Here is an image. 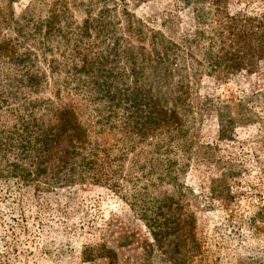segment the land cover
<instances>
[{"label":"rangeland","instance_id":"rangeland-1","mask_svg":"<svg viewBox=\"0 0 264 264\" xmlns=\"http://www.w3.org/2000/svg\"><path fill=\"white\" fill-rule=\"evenodd\" d=\"M57 1L64 13L47 38L38 23ZM125 7L148 33L183 43L194 32V6L181 0H0V19H15L0 28V264H171L170 236L154 241L128 199L96 182L59 181L62 172L54 154L66 147L64 135L44 157L20 143L27 135L23 126L28 115L46 122L47 106L65 105L76 110L92 140L107 145L108 170L119 172L123 186L132 181L138 188L147 186L148 194L138 202L142 207L149 208L166 191L181 196L182 205L193 211L200 245L185 264H264V59L255 70L222 73L220 79L203 64L202 70L191 68V57L171 46L159 61L145 53L146 39L135 42L127 36ZM86 14L103 26L100 34L90 30L91 35L82 36ZM210 21L208 17L202 27L201 46L211 39ZM209 44L219 48L216 37ZM83 53L94 62L92 82L80 68ZM103 73L106 83L99 84L95 75ZM28 74L41 77L35 90L24 82ZM179 80L189 84L190 107L183 114L190 131L179 137L177 146L165 135L131 140L125 135L128 103L118 106L96 96L100 89H118L120 98L132 92L141 107L150 109L140 112L145 121L155 115L150 114L153 107L171 110V92ZM109 104L113 113L105 120ZM230 118L235 123L223 137L219 128ZM192 136L199 145L190 150L186 142ZM180 154L188 165L178 188L155 180L167 159ZM122 175L132 181L126 184ZM87 245L97 253L91 260L84 258ZM104 249L113 254L98 255Z\"/></svg>","mask_w":264,"mask_h":264},{"label":"trees","instance_id":"trees-1","mask_svg":"<svg viewBox=\"0 0 264 264\" xmlns=\"http://www.w3.org/2000/svg\"><path fill=\"white\" fill-rule=\"evenodd\" d=\"M181 1L187 7L194 6L192 9L194 32H192L191 37L184 36L182 38L183 43H177L163 34L152 30L148 33L144 29V23L140 19H136L134 14L126 10L127 8L125 7L122 14L123 22L125 23L124 30L127 36L135 42H142L146 39L148 42V52L146 51L145 53L156 55L160 58L159 61H162V56L167 55L169 46H171V51L181 50L191 57V68L198 70V67H200V70H202L203 64L205 65V69L207 68V72L214 73L219 79L221 78L219 75L222 73L228 74L241 69L252 71L259 67V62L264 59V0ZM237 4H242V6L236 9ZM206 6H208V9H206ZM248 7H251V13L246 12ZM232 8L233 10H231ZM62 13L64 11L62 8H59L58 1L54 2L46 18L38 23V26L44 27L45 37L49 38L52 33L56 32L54 31L56 23L59 21V16ZM208 17L211 20L212 36L210 40L206 41V46H201L203 45L201 41L205 42L202 27ZM11 20L15 19L1 18L0 28L8 26ZM24 20H26L25 17H23ZM23 21L16 20V23L18 24ZM93 21L94 18L90 14H86V18L83 19L80 27L84 32L82 36L91 35L90 30H95L97 34L103 31V26L93 23ZM147 33L150 36H146ZM215 37L219 42V48L217 49H213L209 44ZM156 38H159V40L157 41ZM192 46L196 48L195 51L200 56V60L195 59L194 51L192 50L194 48H191ZM132 49H134V45L127 50ZM142 49H144V46ZM81 57L80 68L85 71L88 81L92 82L94 74L90 72V68H92L94 62L87 60V53H83ZM192 59L195 64L192 63ZM73 68L75 69L74 76L76 77L75 72H78L76 63ZM172 72L173 69L171 68V79L173 78ZM51 74L53 75V73ZM95 76L96 80L97 77L99 78V84L106 83L107 74H96ZM40 78L38 75L28 74L24 78V82L29 85L30 90H35L41 82ZM103 87L105 86L103 85ZM135 89L139 90L137 87ZM131 90L134 91V87ZM189 92V84L179 80L175 83V88L171 92V110L163 106L159 108L153 107L150 114L155 113V115H148L145 121L140 120V112L143 109L150 112V109L144 105L141 107L138 103L139 99H135L136 95L132 96V92H130L131 95H128V97L120 98L118 96L120 95V90L118 89L114 92L100 89L96 92V96L100 99L112 100L113 102L115 100V105L118 106L123 101L128 103L127 106L123 105L124 109H126L124 110L127 129L125 135L127 136L128 132L130 138H132L131 140L137 139V137L147 140L149 136L163 137L165 135L168 136L171 143L173 141V144L177 146L179 137L182 139L184 134L187 135L190 131L183 114L190 107L188 102ZM116 97L119 99H115ZM108 107L110 111L108 110L109 112L105 120L109 114L113 113V104H109ZM101 110L98 109L97 111L101 112ZM45 111L49 113L46 122L43 120L38 121L34 114L28 115L29 121L23 126L27 135H25L26 138H23V141H20V143L22 145L28 144L31 152H37L36 157H44L45 155H50V152L54 150V146L59 144L61 136L64 135L67 140L66 147L61 150V153L56 150L54 154V159L56 161L57 158L59 162L58 168L62 172L59 180L61 183L83 184L92 181V183L96 182L106 185L113 189L115 194L122 195V197L130 201L132 209L137 210L138 215L145 221V225L149 228L154 241L159 242L161 238L166 241L170 236L171 239L168 242H171V264H185L189 254L195 255L194 252L197 251V247L200 245L193 231L195 217L193 211L188 210L182 205L181 196H178L179 199L174 194L169 195L164 191V194L159 197L160 199H154L153 205L149 206V208L142 207L138 202L142 201L141 198L148 194L147 186H139L140 190L131 178H124L123 175L120 178L126 184L132 181V185L128 187L121 184L118 178L119 172L117 170L111 172L108 170L111 156L109 155L107 145L101 146L96 140H92L90 129L81 123L76 110L71 105L56 107L53 110H50L47 106ZM190 120L194 121L192 118ZM148 121H151L153 125L145 124ZM233 123H235L234 119L230 118L227 126H220L219 131L223 137L230 135L228 128L229 124L232 127ZM197 144L198 141L194 136L186 142L187 149L190 150L194 148V145L195 147L199 145ZM188 157L190 156L188 155ZM167 160L166 163L168 165L165 169H161L155 180L160 183L166 182L172 184L173 187L178 188L180 185V174L187 167L188 162H184L181 154L177 158H171V160L168 158ZM142 173L144 172H140V174ZM178 195H181L180 190ZM111 251H100L98 255H102L103 253L113 254ZM83 254L84 258L88 260L93 259L97 255V253L94 254L92 252V247L88 245L85 247ZM111 261L113 259H110V263Z\"/></svg>","mask_w":264,"mask_h":264}]
</instances>
